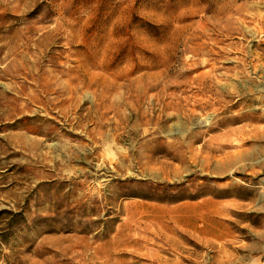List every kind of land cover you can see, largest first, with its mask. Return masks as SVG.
I'll list each match as a JSON object with an SVG mask.
<instances>
[{
  "label": "rangeland",
  "instance_id": "1",
  "mask_svg": "<svg viewBox=\"0 0 264 264\" xmlns=\"http://www.w3.org/2000/svg\"><path fill=\"white\" fill-rule=\"evenodd\" d=\"M0 264H264V0H0Z\"/></svg>",
  "mask_w": 264,
  "mask_h": 264
}]
</instances>
